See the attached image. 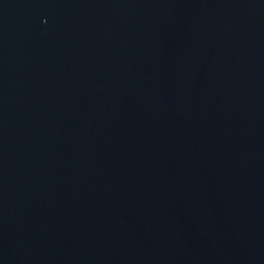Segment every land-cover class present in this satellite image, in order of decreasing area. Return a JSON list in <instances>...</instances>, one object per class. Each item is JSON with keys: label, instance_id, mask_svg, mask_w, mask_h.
I'll use <instances>...</instances> for the list:
<instances>
[{"label": "water", "instance_id": "1", "mask_svg": "<svg viewBox=\"0 0 264 264\" xmlns=\"http://www.w3.org/2000/svg\"><path fill=\"white\" fill-rule=\"evenodd\" d=\"M0 264H264V0H0Z\"/></svg>", "mask_w": 264, "mask_h": 264}]
</instances>
